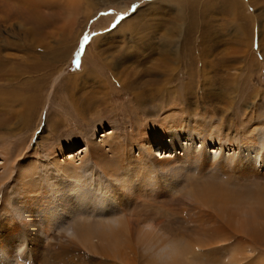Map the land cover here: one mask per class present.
I'll list each match as a JSON object with an SVG mask.
<instances>
[{
  "label": "rangeland",
  "instance_id": "1",
  "mask_svg": "<svg viewBox=\"0 0 264 264\" xmlns=\"http://www.w3.org/2000/svg\"><path fill=\"white\" fill-rule=\"evenodd\" d=\"M170 120L191 150L204 138L202 153L222 156L224 172L184 165L168 193L154 164L149 183L139 176L143 186L125 200L122 192L106 199L118 182L101 173L90 145L106 134L114 148L103 152L130 171L132 162L154 161L141 159L154 154L148 138L159 141ZM261 133L264 0H0V264H170V247L181 264H264ZM211 138L219 144L207 145ZM248 147L251 167L225 165ZM16 160L52 171L42 183L60 179L51 161L66 162L81 178L70 180L74 191L98 188L105 206L89 202L44 231L36 209L27 221L23 211L5 221ZM208 186L224 199H201L196 191ZM117 217L128 224L114 237L121 225H107ZM251 217L250 234L237 231ZM85 225L108 237L82 242Z\"/></svg>",
  "mask_w": 264,
  "mask_h": 264
},
{
  "label": "bare ground",
  "instance_id": "2",
  "mask_svg": "<svg viewBox=\"0 0 264 264\" xmlns=\"http://www.w3.org/2000/svg\"><path fill=\"white\" fill-rule=\"evenodd\" d=\"M66 51H67V49H66ZM137 99L140 103L143 102L141 97L137 96L136 101H137ZM168 123L170 124V126L167 130H165L164 134H162V138L159 141H158V139H156V137L148 138V139H151L150 141H148V144L150 145L149 147L151 150L148 149V151H152V152H154V154H152V155L149 154V156H150L149 159L145 156L141 159L144 160L145 162H149L154 158V161L152 163H150L149 165H146V164H138L135 160H133L135 162L130 163L128 166L130 171L129 170L128 171H121L122 169H120V167H119V164L121 162H116V160L113 161V159L111 158V155L108 156L107 153L105 155V152H103V149H102L103 146H104L103 148H105L107 145L109 146V148L108 147L105 148V150L107 152H110L112 150V148H114V144H112L113 141H109L108 138H106L107 137L106 134H105V139H103V142H102L105 145H103V144L101 145L99 143H92L90 145L91 146V153L95 157V159L97 160L98 163L97 162L96 163L101 168V170H100L101 173L104 172L105 174L110 175L111 177H116L115 179L118 182V184H116V185H111V191L108 190V192H110V193H108L109 195L106 196V199L109 197L112 199H113V197L117 198V196H115V195H119V192H122V194H120L119 199L125 200V195H124L125 191H126V193L128 190H130V192H131L133 190V188H135V187H136L135 188V191H136V189L138 188L137 184L143 186V183L147 184V181L149 183L151 180V175L154 173L152 171L153 168L150 169V167H151L150 165L155 164L160 168V171L162 170L163 173H166V177H164L165 175L163 176V181H164L163 184H165L164 190H166L168 193H170V191L173 189L171 183L176 182L175 178L178 176L180 177V175H182V173L185 172L183 167H182L184 165L198 166L199 169L201 170V172H204L206 170H213V169L214 170L219 169V171H220L221 169L222 170L224 169V167H223L224 164L221 161V160H223L222 156H219V157L214 156L213 158L207 157L208 160L205 158L204 154L202 153V151L205 149V146H204L205 145V139L204 138L201 139L200 141H198L201 143L200 148L196 147L195 149L193 148L191 150L190 148L185 146L186 143L184 141L187 140V138H188L187 135L183 136V133L181 134L179 132L180 131L179 128H181V126H179V125L181 123L179 121L172 122V120H170ZM174 125H177L176 127H179V128L178 129L175 128ZM166 133H168V134H166ZM198 134L200 135V132H198ZM263 135L264 134L259 136L260 139L258 138V145L256 146V149L259 150V152H256V155L260 156L256 165L258 164L260 169H264L263 168L264 167V159H263L264 151L261 152L262 155L260 154V151L263 150V140H262ZM189 137L193 138V137H191V135ZM213 137L216 138L215 133L213 134ZM210 140L211 141H208V143L206 142L207 145L212 144V146H214L216 143L219 144V142H220V140L213 139V138H211ZM154 146L159 147V151L156 153H155V149L152 150V148ZM163 150H164V153H163ZM167 150H170V152L168 155H165ZM178 150H179V152L177 153ZM181 150L185 153L187 151H189V154L187 153L185 155L182 153L185 158H180V159L177 158L176 162H173L175 159H172V157H176L177 154L179 155V153H181ZM252 150H251V147L244 148L241 155L235 156V154H234L230 158H227L226 160H228V161L225 162L226 163L225 165L228 166V168H240V164L245 163V164H242L243 169H245L247 167H251L250 163H252V159H251L252 158V152H251ZM216 153H217V151H216ZM174 154H176V155L174 156ZM51 156L55 157L56 155L51 154ZM15 157L18 159L19 152H18V156L16 154ZM169 157H171V158H169ZM237 157L239 159H237L235 161V158H237ZM51 160H53V158H51ZM129 160L130 159H128V161ZM123 162H124V160H123ZM65 163L66 162H64V164H61V162L60 163L58 162L55 164L54 162L51 161V164H53L54 172H56L57 175H59V177H60V179L57 177L56 180H53V181H56V183L51 182L50 180H45L44 183H42V181H41V179L43 180L46 177L48 178L49 177L48 175L52 174V171L50 172V174H48V172H46L43 169L42 174H39L38 169L35 167L26 166L27 164L22 165L20 163L17 165V160H16L15 165L12 166L13 168L10 165L11 169L8 170V171H10L9 174H11L12 171H15L16 177H14V178L18 182V186L16 187L17 193L14 195V197L12 199L13 201L7 200L8 205L7 206L3 205L1 207V209H2L1 211L3 212L2 216H4L3 219L5 221L13 220L12 219L13 216L11 214L12 212H18V211L22 212L23 211L24 219H25V221H27V219H30L31 216H33V210L36 209V214H38L39 219L43 220V222H42L43 228L42 229L44 231L46 227L51 228V226H54L57 223L58 224L59 223L65 224L67 222L66 221L67 220L66 218L68 217L67 215L71 213V210L76 211V210H78V208H83L84 206L88 207L89 202L94 203L92 205H101L105 198H102V196H99V191H98L99 189L98 188L94 187L95 190H93L91 192H89V190L91 189L90 187H89L90 189L88 187L87 188L84 187V189L83 188L82 189L76 188V190L74 191V188L71 185H75V184H70V180L71 179L77 180L78 177H79L78 180H80L81 178L79 176L78 171L76 172L75 168L73 166L65 165ZM142 165H144V166H142ZM262 165H263V167H261ZM141 169H142V171H141ZM223 172L224 171H222V173ZM35 175L38 178H35L34 177ZM1 176L3 177V175L0 174V182L3 179V178L1 179ZM9 176H11V175H8V177ZM139 176H141V178H142V182H143L142 184H140L138 182V180L140 178ZM64 179H67L69 181H64ZM64 182H66L67 184ZM168 183H170L171 185H166ZM1 185H2V183H0V186ZM39 185H44V188H42L41 190L37 189V187H39ZM77 186H78V184H77ZM88 186H89V184H88ZM51 187L54 189H52ZM214 187H216V186H214ZM45 188H46V190L49 188V192L46 191ZM216 188L213 189L210 186H208L207 188H203L202 190L196 191V194L199 197H201V199H203L205 201H209V202H212L213 200H216V199L223 200L224 197L217 195L219 193V191H223V190L221 188H219V189H216ZM101 190H102V188H101ZM215 190L218 191L217 194H215ZM222 195H225L227 197V199H228V196L233 198L230 194L227 195L225 193H222ZM127 197H128V195H127ZM215 197H218V198H215ZM235 198L237 199V197H235ZM211 199H213V200L211 201ZM113 201H115V200H113ZM103 204H102V207L105 206ZM92 207H94V206H92ZM64 221H66V222H64ZM127 221L128 220H124L121 217H117L114 219V221H112V223H108L107 227H110L112 229V227H111L112 225H117V224L121 225V228L114 229L117 232V234L114 235V237H118L120 234H123L124 229L126 228V225L128 224ZM252 223H253V218L251 217V218L245 219L244 222H241L240 225H237L234 227L239 232L248 233V229L251 227L250 225H252ZM102 229H103V227H102ZM104 229L101 231L95 232L92 228H90L89 225L88 226L85 225L84 229L81 231V233L79 235V238L81 239L82 242H86L87 240L90 239V237L93 234H96L98 236H101L103 239H106V237H108L109 232H107ZM114 230H109V231H111V232L113 231L115 233ZM251 230L252 229H249V234H250ZM169 244L164 243L163 248H166V246ZM170 248L171 249L169 251H171V253L165 254L166 256L170 255L169 256L170 261H171L170 264H172V263L173 264L183 263V260L181 258H179L177 256V254H175V252L179 249L175 250V247H170ZM178 253H180V252H178ZM5 260L8 261V259H5Z\"/></svg>",
  "mask_w": 264,
  "mask_h": 264
}]
</instances>
